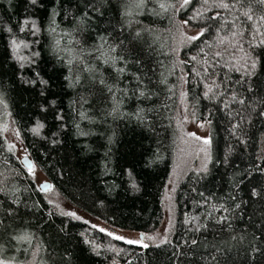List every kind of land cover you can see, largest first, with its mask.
<instances>
[{"label": "trees", "instance_id": "trees-1", "mask_svg": "<svg viewBox=\"0 0 264 264\" xmlns=\"http://www.w3.org/2000/svg\"><path fill=\"white\" fill-rule=\"evenodd\" d=\"M261 17V0H0V260L264 264ZM183 85L208 165L176 180L164 241L129 243L163 219ZM7 117L50 189L110 229L40 189Z\"/></svg>", "mask_w": 264, "mask_h": 264}, {"label": "rangeland", "instance_id": "rangeland-1", "mask_svg": "<svg viewBox=\"0 0 264 264\" xmlns=\"http://www.w3.org/2000/svg\"><path fill=\"white\" fill-rule=\"evenodd\" d=\"M184 2V0H182ZM181 34L186 40L196 37L201 32V28L192 27L182 21ZM237 37L227 40L228 45H231L237 40ZM224 40V38H223ZM242 58L246 59V54L239 51ZM2 129L5 136L14 149L19 159L28 155L27 149L20 138L18 129L12 118L7 117L2 122ZM195 135H192V134ZM205 141H208L205 143ZM210 158V135H209V123L207 119H197L194 114H191L190 109L185 100V86L183 85L181 91V97L179 100V107L177 109V145L174 155V163L171 171V175L165 191V204L164 215L160 224L153 229L145 232L141 231L138 234H143L142 237L138 234H133L130 237L131 241H142L140 244H145L151 240L155 243L164 241L174 219L173 212V191L175 182L178 178L182 177L187 171L192 169H204L208 165ZM38 185L42 182L49 180L43 170L34 164L33 171L31 172ZM51 188V186H50ZM47 189L48 197L64 212H67L75 217L88 221L91 225L99 229H110L109 223L102 217L93 216L83 211L79 207H76L67 201H65L60 195L55 193L52 189ZM115 231V230H113ZM117 233V231H115ZM35 253L31 257L28 263L22 264H34ZM0 264H13L12 262H5L0 260Z\"/></svg>", "mask_w": 264, "mask_h": 264}, {"label": "water", "instance_id": "water-1", "mask_svg": "<svg viewBox=\"0 0 264 264\" xmlns=\"http://www.w3.org/2000/svg\"><path fill=\"white\" fill-rule=\"evenodd\" d=\"M20 160H21V162L23 163V165H24L27 169H29V166H30V165H31L32 168H33V166H34V161H33V159L30 157V155H26V156L22 157ZM50 186H51V181H50V180L44 181V182H42V183L39 185L40 189L43 190V191H46L47 189H49ZM142 235H143V234H141V237H142Z\"/></svg>", "mask_w": 264, "mask_h": 264}, {"label": "snow or ice", "instance_id": "snow-or-ice-1", "mask_svg": "<svg viewBox=\"0 0 264 264\" xmlns=\"http://www.w3.org/2000/svg\"><path fill=\"white\" fill-rule=\"evenodd\" d=\"M185 3L188 2V0H184ZM262 3H264V0H261ZM31 3L35 4L36 3V0H31ZM223 7H228L227 4L223 5ZM246 17L248 19H252V16L249 15L248 13H245ZM262 20H264V17H261ZM186 23V22H185ZM203 33H201L200 35H202ZM192 39H198V37H192ZM42 83H47L46 81H41ZM192 135H195L194 133ZM208 141H205V143H207ZM29 172H32L33 171V168L32 166L30 165L29 166ZM118 239H124L123 237H118ZM129 243H142V241H128ZM144 247H148V245H143Z\"/></svg>", "mask_w": 264, "mask_h": 264}]
</instances>
